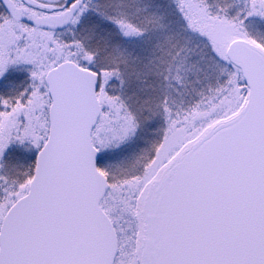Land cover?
Masks as SVG:
<instances>
[{
  "label": "snow or ice",
  "instance_id": "snow-or-ice-1",
  "mask_svg": "<svg viewBox=\"0 0 264 264\" xmlns=\"http://www.w3.org/2000/svg\"><path fill=\"white\" fill-rule=\"evenodd\" d=\"M0 264H264V0H0Z\"/></svg>",
  "mask_w": 264,
  "mask_h": 264
}]
</instances>
